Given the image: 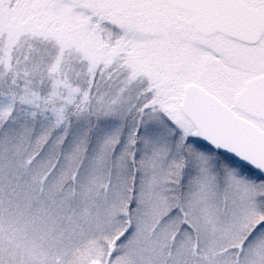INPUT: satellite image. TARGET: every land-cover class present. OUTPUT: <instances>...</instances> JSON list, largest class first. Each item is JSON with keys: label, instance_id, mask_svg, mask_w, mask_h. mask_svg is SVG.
<instances>
[{"label": "snow or ice", "instance_id": "snow-or-ice-1", "mask_svg": "<svg viewBox=\"0 0 264 264\" xmlns=\"http://www.w3.org/2000/svg\"><path fill=\"white\" fill-rule=\"evenodd\" d=\"M0 264H264V0H0Z\"/></svg>", "mask_w": 264, "mask_h": 264}]
</instances>
